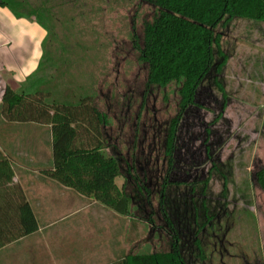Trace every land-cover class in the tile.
<instances>
[{
    "label": "rangeland",
    "instance_id": "374dc122",
    "mask_svg": "<svg viewBox=\"0 0 264 264\" xmlns=\"http://www.w3.org/2000/svg\"><path fill=\"white\" fill-rule=\"evenodd\" d=\"M52 30L49 86L90 93L102 113L115 180L129 197L126 252L176 250L181 264H264V21L232 16L217 26L222 54L181 114L175 82L147 80L143 44L152 0H16ZM48 64V63H47ZM45 68V67H44ZM109 219L112 217L109 215Z\"/></svg>",
    "mask_w": 264,
    "mask_h": 264
},
{
    "label": "trees",
    "instance_id": "16d2710c",
    "mask_svg": "<svg viewBox=\"0 0 264 264\" xmlns=\"http://www.w3.org/2000/svg\"><path fill=\"white\" fill-rule=\"evenodd\" d=\"M157 12L145 23L143 44L138 46L147 62V80L165 85L177 83L180 95L178 114L170 124L167 153L171 156L176 126L184 109L194 102L195 89L222 54L217 26L232 16L264 21V0H152ZM15 16H34L46 29L42 56L37 68L16 88L6 85L0 108L4 117L15 121H34L51 125L52 167L46 172L56 181L91 196L120 214L129 211L130 199L116 183L119 165L107 152L102 133L103 116L93 95L82 93L58 97L49 86L52 78L47 44L52 30L32 11L23 12L16 0H0ZM48 63V64H47ZM45 67V68H44ZM11 179V168L0 154V186ZM264 193V170L256 171ZM6 216V213L0 214ZM23 223L18 229L0 227V246L34 231L35 215L25 200L18 211ZM114 264H181L176 250L169 256L159 253H126Z\"/></svg>",
    "mask_w": 264,
    "mask_h": 264
},
{
    "label": "crops",
    "instance_id": "0c3cea01",
    "mask_svg": "<svg viewBox=\"0 0 264 264\" xmlns=\"http://www.w3.org/2000/svg\"><path fill=\"white\" fill-rule=\"evenodd\" d=\"M46 29L34 16L17 17L0 5V103L5 86L16 88L38 66ZM0 154L11 179L0 186V227L18 229L23 200L37 228L0 246V264H114L126 242L118 212L52 178L51 125L8 120L0 108ZM109 215L112 219H109Z\"/></svg>",
    "mask_w": 264,
    "mask_h": 264
}]
</instances>
